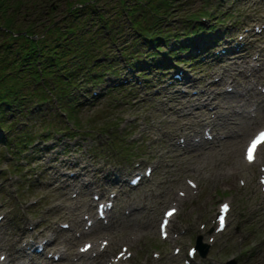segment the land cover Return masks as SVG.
<instances>
[{
    "label": "rangeland",
    "instance_id": "obj_1",
    "mask_svg": "<svg viewBox=\"0 0 264 264\" xmlns=\"http://www.w3.org/2000/svg\"><path fill=\"white\" fill-rule=\"evenodd\" d=\"M55 1L58 9L52 16L54 25L65 26L67 2H73L72 8L79 12L78 16L70 19L74 32L80 34L91 30L88 38L84 39L85 46L81 43L77 49L84 47L93 55L99 51V62L107 63V72L98 86L85 87L81 91L78 90L82 86L80 83L73 90L81 99L76 110L70 109L69 117L59 107L60 104L66 106L65 100L41 104L27 113L14 111L7 115V124L15 118L23 120V124L17 126L20 130H12L11 133L0 128V255L4 252L2 248L11 247L13 251L15 246L24 245L25 241L30 242L28 252L32 253L40 246L35 234L46 230L50 236L57 237V242H62L61 238L68 239L70 244L66 252L71 261H76L73 252L81 251V245L89 241L93 248L85 257L93 252V264L112 261L118 252L123 251V246L131 255L117 264H186L188 247L200 242L202 249L206 250L205 256L197 252L192 264H231L232 261L235 264H264V193L259 183L263 175L264 147L254 164L246 163L243 156L246 141L264 126V120L249 135L233 138L231 134L237 130L236 125L241 120H233L232 114L238 108L235 99L231 98L233 94L226 92H233L229 76L216 69L212 59L201 57L192 46L191 49L189 47L191 42L210 36L208 34L216 29L214 34L228 29L230 35L227 39L233 37L235 42L246 43L245 47L264 48V0L175 1L171 4V11L177 13L168 12L169 19L165 18L162 25L167 26L173 35L180 32L181 38L171 37L168 44L163 42L164 49L158 51L156 60L151 61L152 66L145 64L133 72L128 71L123 50L133 49L130 41L135 31L125 10L134 7L135 0H126L124 4L122 0H89L86 7L76 3L81 0ZM53 2L38 0V5L49 9ZM51 13L43 18L51 17ZM68 15L71 16L70 13ZM102 15L114 20L115 26H111L123 33L115 43L110 30L100 26L98 16ZM84 16L86 20L82 24ZM148 23L152 25V22ZM179 45L189 49L175 54L179 52ZM106 48H109V54L104 52ZM149 50L150 47L145 52ZM222 50L225 49L219 48L216 52L219 54ZM231 56L226 60L229 63L219 64L226 67L227 64H238L235 55ZM258 61L263 66L264 54ZM75 62L79 63L78 60ZM262 66L259 72L263 76ZM179 69H184L198 82L183 94H192V99L199 97L203 106L194 109L191 118L196 119L195 114H202V125L195 123L190 128L183 127L175 122L183 112L176 115L169 110L171 106L178 107L181 101L180 96L175 95L176 92L182 94L180 84L184 73ZM140 72L145 73L148 79L138 76ZM82 74L83 71H79V75ZM177 75L180 79H176ZM223 78L228 82L222 87L214 86L210 91L217 95L227 93L223 97L226 99H213L210 93L211 100H208L202 94L206 85L218 84ZM175 80L177 85H173ZM250 89L251 99L255 102L249 108L255 110L253 115L258 113L256 107L264 104V79L257 80ZM25 92L33 94V87H28ZM218 102L222 105L220 109L216 105ZM222 113H228V123L233 121L230 126L235 127L224 130L222 122L217 120L216 132L211 121ZM49 128L50 133L46 135L51 134L50 139L44 132ZM216 133L221 136L220 140H216ZM28 134L33 137L30 144L26 143L27 138L25 140ZM12 139L16 145L11 143L10 151L8 144ZM103 165L122 170L127 191L122 190L119 202L111 210V218L108 215L107 222L96 223L106 226V230H101L96 236H84L82 230L87 221L97 219V202H105V197L93 187L87 192H78L74 188L68 191V199L63 201L61 189L57 188L59 182L55 179L58 174L72 176L80 172L86 180ZM147 168H151V175L141 179L138 186L131 187L132 176L144 173ZM188 179L196 183V188L187 183ZM112 191L110 189L106 194L113 195ZM95 194L100 197L97 202L93 201ZM77 199L80 202L76 208ZM88 200L94 203V211L90 215L85 212ZM223 201L230 203L231 211L226 228L216 232L215 216L219 203ZM57 205L70 207L71 215L59 217ZM169 206L177 207L178 212L171 221L168 238L163 239L158 224ZM128 211L132 214L125 213ZM74 220H79L81 226L76 227ZM66 225L69 227L64 228ZM22 231L28 232L26 238ZM39 237L41 239L43 235ZM102 241L109 243L104 251L98 250ZM46 248L43 257L35 259L37 263L44 264L47 259L52 264H70L71 261L53 260L54 245ZM98 251L102 254H96ZM17 257L19 261L30 262L26 253H19ZM87 263L90 264V260Z\"/></svg>",
    "mask_w": 264,
    "mask_h": 264
},
{
    "label": "trees",
    "instance_id": "obj_2",
    "mask_svg": "<svg viewBox=\"0 0 264 264\" xmlns=\"http://www.w3.org/2000/svg\"><path fill=\"white\" fill-rule=\"evenodd\" d=\"M135 1L134 7L125 10L129 24L135 31V35L130 41V46L133 49L123 50V56L126 58L125 63L131 70L145 66L146 63L150 65L151 61L158 57V51L164 49L163 42L168 44L171 37L181 36L180 32L175 35L171 34L172 31L162 25L165 18L169 19L168 12L177 13L171 11V4L178 0ZM88 2L89 0H81L76 3L84 4L86 7ZM125 2L126 0H122V4ZM72 6H74L73 2H67L66 19L63 21L65 26H62V29L60 26L54 25L55 19L52 17L58 9L55 0L49 8L52 13L46 7H39L38 0H0V128L7 132L20 130L17 126L23 124V120L20 118H15L11 124H7V115H11L14 111L27 113L34 107L52 103L54 100L57 102L65 100L64 102L67 104L66 106L60 104V111L65 112L67 117H69L68 113L71 116L70 109L76 110L81 99L79 94H74L73 90L80 83L83 87H78V90L81 91L85 87L98 86L104 77L103 74L107 72V68H105L107 63L99 62V51L93 55L91 52L85 51L84 47L81 50L77 49L81 43L85 46L84 39L88 38L87 35L91 30L80 32V34L74 32L75 27L71 25L70 19L75 15L78 16L79 12ZM174 8L177 9L176 6ZM178 12L182 13L179 10ZM49 13H51V17L44 19L43 16ZM166 13H168L167 16ZM98 17L100 26L104 25L107 30H110L113 43L123 36L121 31L111 26H115L114 20L106 19L103 15ZM85 20L84 16L82 24ZM49 21L50 23H48ZM148 22H152V25L150 26ZM93 23L94 21L91 22V25ZM39 27L41 29L36 31ZM189 28L193 27L189 25ZM119 34L120 36H118ZM127 46L125 45V47ZM149 47L151 50L145 52ZM186 48L179 45V52L177 51L175 54L185 52ZM108 50L109 48H106L104 52L108 53ZM77 60L79 63L75 62ZM79 71H83L82 76L79 75ZM138 75L148 79L143 72ZM28 87H33V94L25 92ZM24 116L28 115L24 114ZM44 132L48 139L52 137L51 134L46 135V133H50V128L49 130L44 129ZM26 138L27 144L33 141V137L29 134L25 140ZM11 143L16 145L12 139L8 144L10 151Z\"/></svg>",
    "mask_w": 264,
    "mask_h": 264
},
{
    "label": "bare ground",
    "instance_id": "obj_3",
    "mask_svg": "<svg viewBox=\"0 0 264 264\" xmlns=\"http://www.w3.org/2000/svg\"><path fill=\"white\" fill-rule=\"evenodd\" d=\"M236 30L238 31V33L240 32L238 29ZM215 31H217V29ZM214 32H210L208 34L210 36H206L204 38L198 39L195 42H191L192 44L190 43L191 45H189V47L191 49V46H192L194 52L200 54L201 57H204L205 59L206 58L212 59L213 63L215 64L214 65L215 68L218 69L219 71H222L223 74L229 76V79H230L229 83H230V86L233 88V92H229V91H226V92L228 94H233L231 98L235 99V103L237 104V108H238V110L234 111V113L232 114V116L234 117L233 120L234 121L237 119L241 120L236 125L237 130L233 131L231 135L233 136V138L239 137L240 135L247 136L250 133H252V131L255 128H257V126H259V124H261V122H263L264 120V104L262 106L258 105L256 107V110L258 112L257 114L252 115V112H254L255 110L249 109L255 103L251 99V95H250L251 89L250 88L256 83L257 80L264 79V75L262 76L260 74L261 72H259L262 66V63L258 61L259 58L264 54V48L262 47L260 49H257L253 45H250L249 47H245L246 43L243 44L241 41L235 42L233 37L230 39H227V36L230 35V34L228 35L227 33L228 29L226 31L219 30V32L215 34ZM219 48H223L225 50L224 51L222 50V52L218 54L216 51ZM256 54L258 55V57H254ZM231 55H235V58H237L239 61L238 64L236 63L227 64V67L219 64V62H224L228 59L230 60L232 58ZM250 61L259 62L260 64L256 66L255 63H251ZM226 63H229V62L226 61ZM262 68H264V63H263ZM130 70L131 69H129L128 71ZM179 70L182 73H184V76L181 77L182 82L180 84V86L182 87V94L176 92L175 95L178 94L181 98L180 99L181 101L178 103V107L175 108L174 106H171L169 107V110L171 111V113H175L176 115L183 112V115L180 117H178L179 116L178 115L175 121L177 123L178 122L181 123L183 127L188 126L190 128V126H192V124H195V123H198V125H202L204 123L202 114L196 115L194 113L196 119L191 118V113L194 112V109L198 108L200 105L203 106L202 103L199 102V97H196L195 98L196 100H195V99H192L194 98L192 97V94H183L185 93L187 89L193 88L198 82L194 78L189 76L184 69H179ZM227 82L228 81H226L223 78L218 84H213V83L207 84L206 88L202 91L203 92L202 94H205L208 100H211L210 93L213 95V99H217L218 97H221L222 99L223 97L227 96V93H221L217 95V94H214L210 90L214 86L222 87ZM177 83L178 82H176L175 80L173 82V85H177ZM249 84H251V86ZM163 91L166 92V89H164ZM228 97L230 98V96ZM225 99L226 98H223L222 100H225ZM226 103H227V100H226ZM206 105H209V104H206ZM216 105L218 109L222 108L221 102H218ZM191 106H192V109H191ZM230 108H234V107L230 106ZM217 120L222 122L221 125L224 128V130H227L229 128L232 129L235 127V126H232V127L230 126V124H232L233 121L231 123H228L230 121V117L228 116V113L227 114L222 113L216 116L211 121V126L216 132H217V124L215 123V121ZM182 121H184L185 123L183 124ZM216 135L218 136L216 140L217 139L220 140L221 136H219L218 133H216ZM198 143H201L204 145L208 144L207 142H202L201 140H198ZM70 167H73V166H70ZM96 170L97 171L91 173L89 177L86 178V180L81 177L82 174L80 172H75L74 175L72 176H63V175L58 174V178L55 179V182H59V186L57 188L61 189L59 192L63 195L62 200L66 201L68 199L67 193L69 190H74L75 188L78 192H82V191L87 192L93 187L96 190H98L99 193L102 194V196L105 197L106 205L111 204V210H112V208L116 206V203L119 202L122 190L127 191V188L124 182L125 175L123 174L122 170H119L118 168L115 169V167L112 168L111 166H107V165L100 166ZM110 189H113L114 191V192L112 191L114 193L113 195L106 194L107 191ZM79 202L80 200L77 199L76 208L78 207ZM70 209L71 208L68 206L66 207H63L61 205L56 206L58 215L60 214L59 217L70 216L71 215L69 212ZM65 210L68 213H66ZM111 210L108 211L109 216L111 215ZM93 211H94V203L88 200V202L86 203V207H85L86 215H90ZM125 213L128 215L132 214L130 211L125 212ZM73 223L76 224V227L81 226L79 220H74ZM33 227L35 228L36 226L33 225ZM106 228H107L106 226H99L95 224V225H92L87 230L83 229L82 232L84 236H90V235L96 236L101 233V230L103 229L106 230ZM18 229L20 228L18 227ZM57 231L58 233H60L59 229ZM22 234L24 235V238H26L28 235V232L26 231L24 233V231H22ZM40 235H43V238L41 237L40 239L39 237ZM35 239L37 240L39 239L40 244L44 243V249H47L46 247L48 245L50 246L54 245V248H56L54 255L58 254L60 257L58 261L60 260L62 262L64 260L71 261V259L69 258L66 252L67 246L70 244L68 242V239L61 238L62 242H57V237L50 236L46 230H43L35 234ZM87 242L89 241H86L84 244L81 245V247H84ZM26 244L28 246L31 245L29 241H27ZM10 248L11 247H7V246L2 248L4 251L2 252V254H5L7 257V262L4 261L3 264H9V263L17 264L18 262H22L20 264H39L40 262L37 263L35 259L36 258L39 259V256L43 257V254H44L43 251H41L40 253L38 252L29 253V257L31 258L30 262L21 261V260L19 261L17 254L20 253L21 255L22 253H25V250H26L25 245H20L18 247L15 246L13 251ZM73 253L74 254L72 255L76 257V261H71L70 264H80L81 262L85 264H89L87 263V260H90V264L94 263L93 252L90 253L88 257H85L86 253H82L80 251L73 252ZM100 254H102V252H98V255ZM43 263L52 264V261H47V259H45Z\"/></svg>",
    "mask_w": 264,
    "mask_h": 264
},
{
    "label": "snow or ice",
    "instance_id": "obj_4",
    "mask_svg": "<svg viewBox=\"0 0 264 264\" xmlns=\"http://www.w3.org/2000/svg\"><path fill=\"white\" fill-rule=\"evenodd\" d=\"M261 144H264V132H261L251 143V146L248 149L247 152V159L249 162H253L256 159V151L257 147ZM225 211H227V205L224 206ZM173 213L169 212L167 215L171 216ZM165 225H167V221L164 222ZM167 235V233H164Z\"/></svg>",
    "mask_w": 264,
    "mask_h": 264
}]
</instances>
